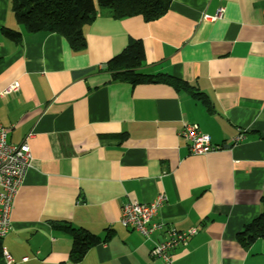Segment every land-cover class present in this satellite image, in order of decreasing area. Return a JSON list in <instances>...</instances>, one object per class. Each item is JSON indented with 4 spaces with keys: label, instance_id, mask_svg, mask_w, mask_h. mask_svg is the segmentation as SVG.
Listing matches in <instances>:
<instances>
[{
    "label": "crops",
    "instance_id": "1",
    "mask_svg": "<svg viewBox=\"0 0 264 264\" xmlns=\"http://www.w3.org/2000/svg\"><path fill=\"white\" fill-rule=\"evenodd\" d=\"M263 14L264 0H171L150 22L98 9L73 53L58 34L25 33L0 0V125L31 156L1 239L10 264H167L150 255L153 244L191 229L170 264H264V240L238 241L264 199ZM132 40L143 46L142 73L185 82L207 107L165 84L108 81L106 62ZM185 123L218 149L191 154ZM160 195V231L144 238L120 225L124 204ZM61 222L105 241L71 263Z\"/></svg>",
    "mask_w": 264,
    "mask_h": 264
},
{
    "label": "trees",
    "instance_id": "2",
    "mask_svg": "<svg viewBox=\"0 0 264 264\" xmlns=\"http://www.w3.org/2000/svg\"><path fill=\"white\" fill-rule=\"evenodd\" d=\"M16 22L25 33H54L62 36L73 53H79L86 47L83 28L96 18L97 10L106 12L114 19L139 16L150 22L163 16L171 0H8ZM3 36L12 42L21 38L19 32L2 30ZM144 61V50L141 41H130L122 51L109 59L105 64L108 81L127 83L131 86L141 84H165L176 91H185L192 98L207 107L205 97L185 82L164 73L147 75L140 71ZM54 227L71 236L68 254L69 262L80 261L86 251L101 242L96 235L80 229H74L66 222ZM264 240V199L261 214L246 225L238 235L242 247L249 246L255 240ZM2 246L0 239V258Z\"/></svg>",
    "mask_w": 264,
    "mask_h": 264
},
{
    "label": "built area",
    "instance_id": "3",
    "mask_svg": "<svg viewBox=\"0 0 264 264\" xmlns=\"http://www.w3.org/2000/svg\"><path fill=\"white\" fill-rule=\"evenodd\" d=\"M221 11L213 18L205 17V19L208 21L214 20L221 15ZM17 89L18 86L14 83L1 96L15 92ZM179 135L187 142L189 152L193 155H205L218 149V147L215 148L211 145L210 137L202 133L196 124H183ZM241 140H243V135L240 133L236 136L234 142H240ZM30 165L31 156L27 144L25 142L17 145L9 144L7 142V132L0 125V239L9 230V213L13 196ZM163 202V195L158 196L149 204L134 201L127 202L121 210L120 225L123 228L137 231L144 238L150 237L162 229V224L155 222L154 218ZM192 234H194L193 229L183 233L170 230L167 232L166 239L153 244L150 255L153 258L161 259L164 263L170 264V252L177 245L184 243ZM2 257L6 264L12 262V259L4 250H2ZM22 260L26 261V258Z\"/></svg>",
    "mask_w": 264,
    "mask_h": 264
}]
</instances>
